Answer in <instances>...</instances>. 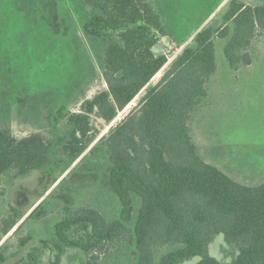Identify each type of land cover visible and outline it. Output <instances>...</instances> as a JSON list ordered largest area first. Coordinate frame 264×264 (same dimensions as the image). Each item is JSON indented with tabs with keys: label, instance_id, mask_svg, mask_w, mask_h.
I'll use <instances>...</instances> for the list:
<instances>
[{
	"label": "trees",
	"instance_id": "1",
	"mask_svg": "<svg viewBox=\"0 0 264 264\" xmlns=\"http://www.w3.org/2000/svg\"><path fill=\"white\" fill-rule=\"evenodd\" d=\"M80 1L86 11L83 33L107 88L82 101L77 112L58 108L69 125L60 142L42 132L19 138L9 125H0V177L19 179L64 161L52 186L101 134L94 116L110 124L143 89L145 94L62 177L60 191H51L62 203L61 216L41 245H33L36 231L27 228L50 216L48 201L22 222L39 198L27 209L6 202L0 264H64L69 248L85 253L78 264H102L103 255L121 243L130 247L134 264H185L196 257L193 264H264V182L245 183L207 161L192 128L218 70L215 40L227 39L224 54L231 69L252 64L254 45L264 35V0L260 5L230 0L221 24L198 31L151 86L168 61L153 47L158 34L170 35L153 0ZM91 185L103 186L117 199L115 214L76 203V188ZM219 233L238 250L232 261L210 254ZM46 250L49 259L43 263Z\"/></svg>",
	"mask_w": 264,
	"mask_h": 264
},
{
	"label": "rangeland",
	"instance_id": "2",
	"mask_svg": "<svg viewBox=\"0 0 264 264\" xmlns=\"http://www.w3.org/2000/svg\"><path fill=\"white\" fill-rule=\"evenodd\" d=\"M224 1L153 0L170 35L158 34L167 48L168 61L149 82L150 86L198 31L209 23L221 24V15L230 0ZM243 1L251 5L262 3ZM83 5L80 0H0V125H9L19 138L42 132L52 140H65L68 119L61 117L58 108L65 105L66 110L77 112L82 101L107 88L99 58L83 33ZM226 42L223 38L215 40L218 70L209 83L208 102L195 114L192 128L199 151L207 161L240 181L258 184L264 182V35L254 45L252 64L239 69H231L225 57ZM145 90L119 112L114 122L106 124L93 117L94 125L102 128L96 141L123 119ZM77 161L52 186L53 176L64 161L57 160L52 167L19 179L1 176L0 219L8 202L27 209L39 198L22 222L46 199L50 216L39 223L31 222L27 228L36 231L33 245H41V238L51 234L54 222L61 216L62 203L50 195L51 191H60L57 184L69 176ZM74 196L77 204H92L108 216L119 209L117 199L101 185L76 188ZM209 250L221 261H232L238 252L223 233L215 236ZM85 257L82 250L69 248L62 260L64 264H78ZM48 259L46 250L43 263ZM102 264H134V255L127 243H121L103 255Z\"/></svg>",
	"mask_w": 264,
	"mask_h": 264
},
{
	"label": "water",
	"instance_id": "3",
	"mask_svg": "<svg viewBox=\"0 0 264 264\" xmlns=\"http://www.w3.org/2000/svg\"><path fill=\"white\" fill-rule=\"evenodd\" d=\"M166 50H167L166 46H165L161 41H159V42L153 47V51L155 52V54H156L157 56H160V55L164 54ZM66 113H67V114H70V113H71V110H70V109H67V110H66Z\"/></svg>",
	"mask_w": 264,
	"mask_h": 264
},
{
	"label": "crops",
	"instance_id": "4",
	"mask_svg": "<svg viewBox=\"0 0 264 264\" xmlns=\"http://www.w3.org/2000/svg\"><path fill=\"white\" fill-rule=\"evenodd\" d=\"M226 2V0L223 2V3H225ZM210 162V161H209Z\"/></svg>",
	"mask_w": 264,
	"mask_h": 264
}]
</instances>
